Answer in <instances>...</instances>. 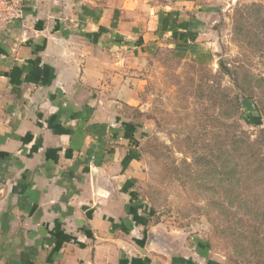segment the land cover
I'll list each match as a JSON object with an SVG mask.
<instances>
[{
    "label": "crops",
    "instance_id": "crops-1",
    "mask_svg": "<svg viewBox=\"0 0 264 264\" xmlns=\"http://www.w3.org/2000/svg\"><path fill=\"white\" fill-rule=\"evenodd\" d=\"M221 1L23 0L0 24V264H156L125 111L154 48L207 50Z\"/></svg>",
    "mask_w": 264,
    "mask_h": 264
},
{
    "label": "rangeland",
    "instance_id": "rangeland-1",
    "mask_svg": "<svg viewBox=\"0 0 264 264\" xmlns=\"http://www.w3.org/2000/svg\"><path fill=\"white\" fill-rule=\"evenodd\" d=\"M217 7L207 50L194 59L154 48L138 71L141 104L125 111L133 224L151 229L156 264H246L224 231L237 216L230 209L227 216L222 204L237 192L221 167L222 152L240 125L256 134L257 120L264 124L257 105L264 104H254L255 97L242 102L239 123V92L219 64L251 81L264 78V0H222Z\"/></svg>",
    "mask_w": 264,
    "mask_h": 264
},
{
    "label": "trees",
    "instance_id": "trees-1",
    "mask_svg": "<svg viewBox=\"0 0 264 264\" xmlns=\"http://www.w3.org/2000/svg\"><path fill=\"white\" fill-rule=\"evenodd\" d=\"M219 68L239 92L237 110L242 124V102H252L255 97L254 104H264V78L251 81L247 75L231 72L221 64ZM257 109L263 119L264 106L257 105ZM255 126L258 130L254 136L240 125L232 140L224 141L221 162L225 173L234 176L233 190L237 192L232 203L222 204L227 216L229 209L237 216L235 227L224 231L235 257L246 264H264V124L260 119ZM227 191L223 189L225 194Z\"/></svg>",
    "mask_w": 264,
    "mask_h": 264
},
{
    "label": "built area",
    "instance_id": "built-area-1",
    "mask_svg": "<svg viewBox=\"0 0 264 264\" xmlns=\"http://www.w3.org/2000/svg\"><path fill=\"white\" fill-rule=\"evenodd\" d=\"M23 18V0H0V24L20 22Z\"/></svg>",
    "mask_w": 264,
    "mask_h": 264
},
{
    "label": "water",
    "instance_id": "water-1",
    "mask_svg": "<svg viewBox=\"0 0 264 264\" xmlns=\"http://www.w3.org/2000/svg\"><path fill=\"white\" fill-rule=\"evenodd\" d=\"M149 238H150V240H151V238H152L151 234H150Z\"/></svg>",
    "mask_w": 264,
    "mask_h": 264
}]
</instances>
